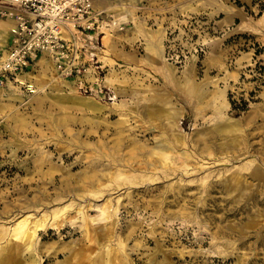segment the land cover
Returning <instances> with one entry per match:
<instances>
[{"label": "rangeland", "instance_id": "obj_1", "mask_svg": "<svg viewBox=\"0 0 264 264\" xmlns=\"http://www.w3.org/2000/svg\"><path fill=\"white\" fill-rule=\"evenodd\" d=\"M94 5L105 94L0 86V264H264V0Z\"/></svg>", "mask_w": 264, "mask_h": 264}, {"label": "built area", "instance_id": "obj_2", "mask_svg": "<svg viewBox=\"0 0 264 264\" xmlns=\"http://www.w3.org/2000/svg\"><path fill=\"white\" fill-rule=\"evenodd\" d=\"M10 1L0 7L2 16L16 19L10 43L0 48V86L31 89L22 75L48 54L59 74L77 78L85 91L93 89L88 80L93 75L95 91L106 93L92 34L98 39L111 26L109 14L96 10L94 0Z\"/></svg>", "mask_w": 264, "mask_h": 264}, {"label": "crops", "instance_id": "obj_3", "mask_svg": "<svg viewBox=\"0 0 264 264\" xmlns=\"http://www.w3.org/2000/svg\"><path fill=\"white\" fill-rule=\"evenodd\" d=\"M97 7H100V1H95ZM3 21L0 20V26L2 30H0V46L4 47L7 46L12 38V30L13 26L16 24L15 18H2ZM12 27V28H11ZM133 29L127 31V33H122V35H117L115 38L111 39V47H102L100 52H98L99 60L103 61L104 65H108V69L111 68V63L108 59H112L113 61L117 62L118 60H125L126 62H130L133 64L134 58H139L137 52L133 50V47L136 43H138V37L132 34ZM134 32V31H133ZM108 34V33H107ZM106 34V35H107ZM109 35V34H108ZM105 36V35H104ZM104 36L102 37L104 40ZM109 48V49H108ZM108 53V55L106 54ZM38 71L40 73L46 72H56V69L53 65V60L50 58L48 54H43L41 59H39L34 66H32L29 71L22 75V77L30 81L32 79V73ZM6 86H15L14 83H9Z\"/></svg>", "mask_w": 264, "mask_h": 264}, {"label": "bare ground", "instance_id": "obj_4", "mask_svg": "<svg viewBox=\"0 0 264 264\" xmlns=\"http://www.w3.org/2000/svg\"><path fill=\"white\" fill-rule=\"evenodd\" d=\"M10 1V0H9ZM11 2V1H10ZM10 18H12V17H10ZM12 28V27H11ZM13 28H14V26H13ZM12 28V29H13ZM11 32H12V30H10ZM106 32V31H105ZM107 33V32H106ZM104 38H105V45H107V46H110L111 47V39H109V36H108V34L106 35L105 34V36H104ZM109 49V48H108ZM41 59V58H40ZM134 179V178H133ZM113 183V182H112ZM115 187V186H114ZM95 193V192H94ZM91 204V203H90ZM101 210V209H100ZM57 212V211H56ZM114 217V216H113ZM47 218V217H46ZM27 217L26 218H24L23 220H21V221H19V223H18V226H17V229H20V230H18L17 231V233H18V237H19V239H20V241H22V243L23 244H25V243H27V242H29L31 239H32V237L34 236V232H35V229L33 230V231H31V228L28 226V224H26V221H27ZM45 220V219H44ZM46 221H47V219H46ZM31 222V221H30ZM34 223V222H33ZM32 223V224H33ZM48 224V223H47ZM42 226V225H41ZM39 227V226H38ZM43 228V227H42ZM50 231V230H49ZM48 231V232H49ZM35 234H36V232H35ZM37 235V234H36ZM16 237V236H15ZM44 254V253H43ZM106 256V255H105ZM104 256V257H105ZM106 260V259H105ZM105 263V262H104Z\"/></svg>", "mask_w": 264, "mask_h": 264}]
</instances>
